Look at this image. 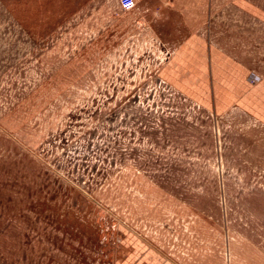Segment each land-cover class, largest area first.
<instances>
[{"label":"rangeland","instance_id":"obj_1","mask_svg":"<svg viewBox=\"0 0 264 264\" xmlns=\"http://www.w3.org/2000/svg\"><path fill=\"white\" fill-rule=\"evenodd\" d=\"M99 1L0 0V264H264V125L161 76L172 22Z\"/></svg>","mask_w":264,"mask_h":264},{"label":"crops","instance_id":"obj_2","mask_svg":"<svg viewBox=\"0 0 264 264\" xmlns=\"http://www.w3.org/2000/svg\"><path fill=\"white\" fill-rule=\"evenodd\" d=\"M227 2L233 9L230 14L224 8ZM260 2L137 0L133 16L152 37L163 35V22L174 24L169 33L175 32L174 36L181 40L172 48L160 72L172 86L209 110L223 113L236 106L264 125V66L251 56L255 44H259L255 48L264 51V32L251 28L237 33L231 28L240 38H236V46L228 48L231 45L226 41L212 38L215 30L211 29V24L224 23L226 16L241 23L237 18L244 12L252 25L264 30V3ZM89 5L99 7L100 1L89 0ZM125 29L130 31L129 27Z\"/></svg>","mask_w":264,"mask_h":264},{"label":"built area","instance_id":"obj_3","mask_svg":"<svg viewBox=\"0 0 264 264\" xmlns=\"http://www.w3.org/2000/svg\"><path fill=\"white\" fill-rule=\"evenodd\" d=\"M120 8L123 11H134L137 7V1L136 0H117Z\"/></svg>","mask_w":264,"mask_h":264}]
</instances>
